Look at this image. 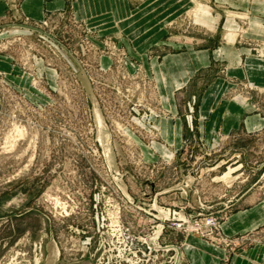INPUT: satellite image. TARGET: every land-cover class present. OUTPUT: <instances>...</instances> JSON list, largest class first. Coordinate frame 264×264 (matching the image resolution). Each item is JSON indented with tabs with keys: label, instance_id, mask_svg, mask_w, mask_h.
<instances>
[{
	"label": "rangeland",
	"instance_id": "1",
	"mask_svg": "<svg viewBox=\"0 0 264 264\" xmlns=\"http://www.w3.org/2000/svg\"><path fill=\"white\" fill-rule=\"evenodd\" d=\"M4 1L0 264H96L116 217L138 246L166 224L168 209L181 220L213 214L221 229L212 240L167 228L158 243L176 249L163 252V261L179 257L181 264L178 242L187 235L224 249L219 264L264 245V224L236 237L223 230L241 198L254 194L264 201V126L235 139L220 136L209 145L196 128L199 95L215 78L229 79L226 64L216 61L211 72H202L180 91V119L191 137L179 154L157 143L161 137L155 119L170 113L150 72L152 60L193 45L211 49L213 55L226 45L244 47L264 61V40L249 35L248 12L231 9L224 0H116L121 13L130 8L133 20L148 9L152 21L162 24L163 39L148 40L146 46L138 26L129 32L122 22L115 30L88 23L78 0H63L62 7L47 9L41 20L22 13V0ZM205 15L211 20L204 21ZM227 20H235L238 29L225 27ZM216 56L220 59L218 52ZM229 81L232 86L222 97L251 109L256 116L247 126L257 129L264 121V85L247 78Z\"/></svg>",
	"mask_w": 264,
	"mask_h": 264
},
{
	"label": "crops",
	"instance_id": "2",
	"mask_svg": "<svg viewBox=\"0 0 264 264\" xmlns=\"http://www.w3.org/2000/svg\"><path fill=\"white\" fill-rule=\"evenodd\" d=\"M224 1L231 9L248 12L249 35L264 40V0ZM63 5V0H50L48 3L46 0H22L20 9L26 17L41 20L47 9ZM76 5L81 17L100 29L115 30L122 25L120 24L122 22L124 30L127 28L129 32L133 31V27H140L139 40L146 41V46L150 44L148 40L163 39L162 24L157 19L155 22L152 21V13L148 9H145L143 17L136 21L133 20L128 6L123 7L121 13L116 0H78ZM7 14L8 7L4 0H0V15L4 19ZM209 16H203L204 21L211 20ZM225 27L238 29L239 24L235 20H227ZM214 52L216 53L213 55L211 49L197 48L193 45V47L189 46L186 52L167 54L161 60L157 58L152 60L150 72L156 80L162 106L170 113L167 117L155 119L161 137V141L157 143L173 154H179L184 143L191 137L180 119V91L185 90L186 86L202 72H211L216 61L221 60L226 64V74L229 79L247 78L254 83L264 85V61L252 57L246 48L226 45ZM217 52L220 54V59H214L218 58ZM4 63L8 68V63ZM229 79L215 78L199 95V103L195 110L200 120L196 122V128L199 139L207 145L218 141L220 136L236 135L237 137L238 133L254 132L264 126L263 121L260 127L250 130L247 121L256 116L252 115L251 109L236 105L222 97L232 86ZM235 207L223 224L227 236L236 237L264 224V201H260L254 194L241 198ZM178 243L182 257L181 264H219L226 254L224 249L213 246L195 235L183 236ZM228 264H264V245L233 254Z\"/></svg>",
	"mask_w": 264,
	"mask_h": 264
},
{
	"label": "built area",
	"instance_id": "3",
	"mask_svg": "<svg viewBox=\"0 0 264 264\" xmlns=\"http://www.w3.org/2000/svg\"><path fill=\"white\" fill-rule=\"evenodd\" d=\"M185 209V208H184ZM163 224L153 235L141 239L137 246L135 238L125 232L120 217L112 221L108 232L107 247L96 264H174L175 257L163 261V252L176 249L175 246L162 247L158 241L167 228L178 229L189 234H198L202 237L214 239V234L221 229L220 222L213 214L202 217H191L192 220L180 219L178 213H172L170 209L164 211ZM169 222L170 224H167Z\"/></svg>",
	"mask_w": 264,
	"mask_h": 264
},
{
	"label": "water",
	"instance_id": "4",
	"mask_svg": "<svg viewBox=\"0 0 264 264\" xmlns=\"http://www.w3.org/2000/svg\"><path fill=\"white\" fill-rule=\"evenodd\" d=\"M19 27L20 28H23V29H28V30H35V31H39V32H42L41 30H39V29H36V28H34V27H30V26H25V25H19ZM44 33V32H43ZM45 35H47L46 33H45ZM58 46H60L65 52H67V53H70V51L63 45V44H61L60 42H58L56 39H54V38H52V37H50ZM70 55H71V53H70ZM184 181L186 182V178L184 177ZM141 183V182H140ZM142 184V183H141ZM146 184H148V185H150L153 189H154V184L153 183H150V182H146ZM183 189H184V191L186 192V194L187 195H189L190 194V190L186 187V186H181Z\"/></svg>",
	"mask_w": 264,
	"mask_h": 264
},
{
	"label": "bare ground",
	"instance_id": "5",
	"mask_svg": "<svg viewBox=\"0 0 264 264\" xmlns=\"http://www.w3.org/2000/svg\"><path fill=\"white\" fill-rule=\"evenodd\" d=\"M9 30H12V31H20V29H18L17 27H10ZM244 100V99H243ZM244 103V102H243ZM101 119L98 120V122L100 121ZM100 126V125H99ZM107 153H112V150H111V147L109 146V144H107ZM175 264H179V257L176 259V262Z\"/></svg>",
	"mask_w": 264,
	"mask_h": 264
}]
</instances>
